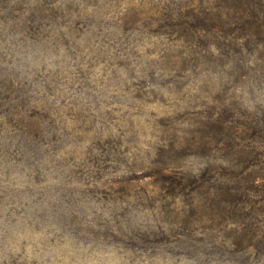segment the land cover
Wrapping results in <instances>:
<instances>
[{"label": "rangeland", "instance_id": "obj_1", "mask_svg": "<svg viewBox=\"0 0 264 264\" xmlns=\"http://www.w3.org/2000/svg\"><path fill=\"white\" fill-rule=\"evenodd\" d=\"M0 264H264V0H0Z\"/></svg>", "mask_w": 264, "mask_h": 264}, {"label": "trees", "instance_id": "obj_2", "mask_svg": "<svg viewBox=\"0 0 264 264\" xmlns=\"http://www.w3.org/2000/svg\"><path fill=\"white\" fill-rule=\"evenodd\" d=\"M231 5L232 6L230 8L234 9V11H236V12L239 11V9H240L239 6H234V5H236V3H234V5L233 4H231ZM244 24H249V23L242 22V24H239L238 22H235V21L230 22V21L224 20L221 22V24L219 26L222 30H225V34L223 37L224 38L229 37L231 39V41L233 42V45H236V42L238 40L243 41V40H246L244 38L251 37L254 34H261L262 33L258 29V25L254 26V27L251 26L249 29L242 32L241 30L244 29ZM249 25H251V24H249ZM192 38H193V40L185 38V42H189V46L193 45V43L195 41L194 37H192ZM197 42L203 43V45L205 46L204 49L206 51H210V50L219 51V49H220V44H219L220 42L217 40L216 41H210V40H201L200 39V40H196L195 43H197ZM261 201H263V199L262 200H251L250 204L252 205V207L255 208L256 206H258V204ZM255 204H256V206H255ZM258 208H255V210H257V211L261 210L260 208L258 210Z\"/></svg>", "mask_w": 264, "mask_h": 264}]
</instances>
